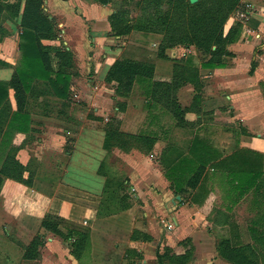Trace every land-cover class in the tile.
Segmentation results:
<instances>
[{"label": "crops", "instance_id": "obj_1", "mask_svg": "<svg viewBox=\"0 0 264 264\" xmlns=\"http://www.w3.org/2000/svg\"><path fill=\"white\" fill-rule=\"evenodd\" d=\"M119 1L43 0L57 37L42 42L62 45L72 66L59 94L48 96L47 110L39 109L41 96L25 100L21 129L6 125L15 110L12 89L4 99L12 110L2 122L0 150L14 151L34 175L30 187L9 178L2 182L0 233L8 251L3 254L16 257L17 264H232L219 253L223 239L229 248L250 246L264 264V0H242L244 8L252 5L248 17L227 19L225 33L236 22L240 27L220 67H202L193 47H168V59L152 61L153 78H136L126 95L116 92L115 81H106L111 65L132 59L134 48L157 51L162 35H114L109 17ZM20 16L21 10L10 23L19 26ZM3 38L0 81L5 82L18 60L19 33ZM176 64L197 71V89L187 81L176 90L180 116L151 95L153 82L170 81ZM169 127L192 137L183 144L168 141ZM6 134L10 138L3 144ZM219 137L224 147L211 141ZM198 148L211 152L212 159L190 186L201 166L190 152ZM248 173L252 187L245 183L238 189ZM214 177L224 181L232 203L251 198L257 209L249 220L240 222L233 208L208 202L206 182ZM48 214L87 232L78 250L76 233L63 241L41 226ZM213 226L224 235L217 238ZM58 229L69 232L61 224ZM40 233L39 256L25 259L28 241Z\"/></svg>", "mask_w": 264, "mask_h": 264}, {"label": "trees", "instance_id": "obj_2", "mask_svg": "<svg viewBox=\"0 0 264 264\" xmlns=\"http://www.w3.org/2000/svg\"><path fill=\"white\" fill-rule=\"evenodd\" d=\"M99 1L106 3L108 0ZM157 1L141 0L136 3V6L140 8L141 12L131 23L127 22L123 11H121V8H118L109 17L114 35L129 34L133 30L159 33L162 35V40L156 51L157 57L168 59L164 52L168 47H190L193 45L202 57V67L209 69L220 67L222 65V56L228 53L226 46L234 41L240 27V24L236 22L225 33L224 25L230 15L237 10L235 8L241 5L242 0H210V2L209 0H198L193 4L189 0H165L168 4L166 11L159 9V3ZM42 3L43 0H0V23L1 15L5 12H9L10 17L13 18L17 17L21 10L19 21L21 30L19 32L20 39L18 42L19 58L14 67L11 79L5 82L0 81V117L3 113H9L10 102H4V99L8 97L9 89L14 90V98L20 103V101H23V99H20L22 98L19 95L20 92L23 90L30 91L35 86L34 84L37 87V83L45 84L49 89L50 95H53V93L59 94V89L62 88V86L60 88L59 83L63 82L66 76L69 77L68 70L72 66L71 53L66 51L62 46H53L42 42L43 40H54L57 37L56 26L48 18V15L44 13ZM198 7L201 9V15L196 17L195 14V18L192 19L197 21L196 26H198L187 27L184 32V29L178 24L176 17L173 15L178 12L181 15H185L186 13L193 14ZM53 61H57L56 67H53ZM19 62L22 63V70L19 68ZM0 64H2L1 61ZM51 75L54 76L52 77ZM196 76L197 71L195 67L188 68V66L185 67L176 64V70L170 81L155 80L153 82L151 95L161 98L165 106L175 116H180L182 110L176 100V90L187 81L192 82L197 89V83L194 79ZM136 78L152 79V62L149 64H138L132 61V59H118L111 65L106 76V81H115L117 83L116 92L120 95H126L130 92L133 81ZM39 80L42 81L40 82ZM33 81H35L34 84ZM23 108H19L18 106L11 113L7 127H12L15 121L18 120L17 127L20 129L23 128L24 120L22 118L23 114L21 113ZM144 138H141L142 141ZM190 153L201 165L189 182L190 186H194L203 165L209 159H212V154L200 148ZM14 165L23 167L18 161H14ZM255 175L252 176L254 177ZM3 176L8 177V175ZM14 178L20 182H25L20 174H17ZM250 178H252L251 173H248V176H246L247 182L238 180L236 187L241 189L246 183L250 189L253 184L252 180L249 181ZM1 179H4V177ZM46 216L48 218L46 219L44 217L41 223V226L46 230L58 234L64 240L70 237L71 233H76L80 237L85 238L86 234L74 230H68V233H63L58 229L60 223L57 220L61 219L54 215L48 214ZM80 237L79 239L77 237L75 238L76 240L73 246L76 250H78V245L81 243L79 240L82 238ZM37 239L35 248L29 245L25 247L23 254L25 259H35L39 256L38 246L43 243V235L37 234L33 237L31 243ZM218 250L222 256L232 260V264H259L250 246L229 248L228 241L222 239L218 243Z\"/></svg>", "mask_w": 264, "mask_h": 264}, {"label": "rangeland", "instance_id": "obj_3", "mask_svg": "<svg viewBox=\"0 0 264 264\" xmlns=\"http://www.w3.org/2000/svg\"><path fill=\"white\" fill-rule=\"evenodd\" d=\"M139 1H141V0H120L119 3L116 4V8L117 9L121 8V11H123L124 17L128 23H131L141 12L140 8L138 6H136V3H138ZM209 2H210V0H209ZM157 3H159V9L161 11H166L168 4L165 0H158ZM245 8H246V6H245ZM245 8L241 5H239L238 7L235 8V9H237L236 12L234 11L231 15H234V16L239 18L238 13L240 11H243V9H245ZM195 14H196V17H199L201 15V9L199 7L196 9V12L193 14L192 13H189V14L186 13L185 15H181L178 12L177 14H175L173 16L176 17L178 24H180L182 26V29H184V32H185V29L187 27H190V26L197 27L198 26V25L196 26L197 21L192 20L195 18ZM6 18H8L9 21L5 20L6 21L5 22L4 19H6ZM10 20H11V22H13V19H12V17H10L9 12H5L3 14V16H1V23H0V38L1 39H0V41L4 40L3 37L5 35L14 34V33H16V31L19 33L21 30L20 26H17V23H16V25L11 24ZM135 32H137V31L133 30L131 33H135ZM18 40H19V38H18ZM190 47L195 48L193 45ZM133 50H134V53H133L134 57L132 58V61H134L135 63H138V64H149L157 57L154 46H148V48L145 47L143 49L142 48H134ZM16 58L18 59L19 55H17ZM0 61L2 62V60H0ZM14 66H16V64H14ZM19 68H20V70H22V63L21 62H19ZM165 82H168V81H165ZM34 85H33L34 87H32L30 91H24L23 90L22 92H20L19 95H21V97H22L20 99H23V101H20V103H19V102H17L16 98L13 99L15 110L17 109L18 106H19V108L25 107V105H26L25 100L27 103H29L31 101L32 102L37 101V100H39L37 98L40 96L43 98H41V101H38V102H41L40 104H42V105H40L39 109L47 110L49 108V106L51 105V103L48 101V96L50 95L49 89L46 87L45 84H42V83H39V84L37 83V87H36V84H34ZM12 91H13L12 94H15L13 89H12ZM13 97H15V96L13 95ZM22 102H23V104L21 105ZM11 106L12 105L10 103L9 112L12 110ZM8 114L3 113L0 117V132H1V130H6V129H4V123L7 121L5 119H6ZM3 120H4V123L2 124ZM168 122H170V121L168 120ZM13 126L17 127V122H15L12 125V127ZM169 128H171V127H169ZM4 132H6V131H4ZM188 135L192 137V135H190L189 132H188V134H186L185 132H183L181 130L178 131L174 128V129H172V131L170 130L169 134H167V140L168 141H176L179 144H183L189 138ZM9 138H10V136H8L7 134L3 135L2 143L3 144L7 143ZM211 141H213V142L215 141V144H217V145L221 144L222 145L221 147H224V145H225L224 138H222V137L221 138L219 137L217 139L212 138ZM6 153L7 152H5L4 150L3 151L0 150V192L2 189V182H4L7 178L16 182V179L14 178V176H16L17 174H20V176H22V177L24 175H27L26 177H23L25 182H21V183L24 184L26 187H30L32 180H33V175H34L33 169L27 168L26 166L17 167L16 165H14V161H17L15 158V152L11 151L8 155H6ZM11 160H13V161H11ZM3 175H8V177H5ZM3 177H4V179H1ZM1 180H2V182H1ZM206 187L208 188V195H207L208 202H213V206H218V207L228 206L230 209L233 208L234 213L232 216H234L236 214V217H238L236 219L237 220L240 219V222H241V219L249 220L253 216L254 210L257 209L251 203L250 197L245 198L243 200L239 199L235 203H232L231 199L226 198L227 193H226V191H224V181L221 178L219 179L218 177H216V178L214 177L213 181H207ZM262 190H263V192L261 193V196H260V206H261V208L264 209V188ZM0 198H1V196H0ZM44 217L46 219L48 218V216H44ZM1 221L2 220H0V224H1ZM57 221L63 227L69 228V230L71 229V230H74L77 232H83V234L87 233L85 231H82L83 229L79 225L78 226L74 225L73 223H71L67 220L61 219V220H57ZM262 225H264V222H262ZM212 232L214 234H216L217 238L224 235L220 232L219 229L214 228V226H213ZM2 234L3 233H0V264H17L16 257H12L10 255L8 256V255L3 254V252L8 254V251L7 252L5 251L7 249L4 246L6 244V241H4V236ZM40 234H42V233H40ZM78 237H80V236H78ZM11 238H12V240L14 239V237H11ZM80 238H82V237H80ZM262 238L264 239V236ZM32 239L33 238H31L28 241L29 242L28 245L30 247L35 248L38 239L34 240V242L31 243ZM63 241H65V240H63ZM30 243H31V245H30Z\"/></svg>", "mask_w": 264, "mask_h": 264}, {"label": "built area", "instance_id": "obj_4", "mask_svg": "<svg viewBox=\"0 0 264 264\" xmlns=\"http://www.w3.org/2000/svg\"><path fill=\"white\" fill-rule=\"evenodd\" d=\"M246 8L243 11L238 13L240 19H246L248 17V13L250 12L252 5L250 3H246Z\"/></svg>", "mask_w": 264, "mask_h": 264}, {"label": "water", "instance_id": "obj_5", "mask_svg": "<svg viewBox=\"0 0 264 264\" xmlns=\"http://www.w3.org/2000/svg\"><path fill=\"white\" fill-rule=\"evenodd\" d=\"M189 2L193 4V3L197 2V0H189Z\"/></svg>", "mask_w": 264, "mask_h": 264}]
</instances>
